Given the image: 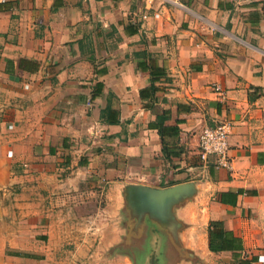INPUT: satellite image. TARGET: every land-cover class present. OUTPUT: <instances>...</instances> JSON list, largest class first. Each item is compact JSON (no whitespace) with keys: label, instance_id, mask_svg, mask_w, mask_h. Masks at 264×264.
I'll return each instance as SVG.
<instances>
[{"label":"crops","instance_id":"crops-1","mask_svg":"<svg viewBox=\"0 0 264 264\" xmlns=\"http://www.w3.org/2000/svg\"><path fill=\"white\" fill-rule=\"evenodd\" d=\"M263 5L0 2V264H264ZM223 119L233 169L199 155Z\"/></svg>","mask_w":264,"mask_h":264},{"label":"trees","instance_id":"trees-1","mask_svg":"<svg viewBox=\"0 0 264 264\" xmlns=\"http://www.w3.org/2000/svg\"><path fill=\"white\" fill-rule=\"evenodd\" d=\"M151 77V84L149 87L142 89L141 96L145 99L147 91L152 93L149 96V102L146 103V107L152 106L154 104L156 97L155 92L158 90V86L156 85V81L160 79V77L164 74L161 68H154L153 66L149 67ZM169 112L165 110L162 115L158 116L155 122H152L150 125L159 130L163 151L167 158L171 159L172 154L175 153L173 151L172 143L169 141L170 138L177 135L179 133V128L177 125H168L167 120L169 119ZM209 238H210V250L214 252L222 251V250H234V249H242V245L240 239L234 236L232 231H227L223 228L222 222L219 221H211L209 225ZM256 258L253 259H242L241 264H250L251 261H255Z\"/></svg>","mask_w":264,"mask_h":264},{"label":"built area","instance_id":"built-area-1","mask_svg":"<svg viewBox=\"0 0 264 264\" xmlns=\"http://www.w3.org/2000/svg\"><path fill=\"white\" fill-rule=\"evenodd\" d=\"M3 0H0L2 2ZM264 14V5L262 8ZM234 123L232 120L223 119L215 125L206 126L199 135V155L201 160L207 161L215 158L217 168L233 169L230 156V136ZM8 154H12L9 151Z\"/></svg>","mask_w":264,"mask_h":264},{"label":"rangeland","instance_id":"rangeland-1","mask_svg":"<svg viewBox=\"0 0 264 264\" xmlns=\"http://www.w3.org/2000/svg\"><path fill=\"white\" fill-rule=\"evenodd\" d=\"M3 215H5V212L3 213ZM8 218H9V217H8ZM9 223H10V221L7 220L6 223L3 224V228L6 229L7 227H9ZM219 259H220V258H219ZM219 259H216V258L213 259V258H211V262H212V264H214L215 261L220 262ZM199 262H204V259H202V258L200 257ZM199 264H204V263H199Z\"/></svg>","mask_w":264,"mask_h":264},{"label":"water","instance_id":"water-1","mask_svg":"<svg viewBox=\"0 0 264 264\" xmlns=\"http://www.w3.org/2000/svg\"><path fill=\"white\" fill-rule=\"evenodd\" d=\"M175 189H177V187H175V188H169V189L166 190V191L170 192V191H174Z\"/></svg>","mask_w":264,"mask_h":264}]
</instances>
